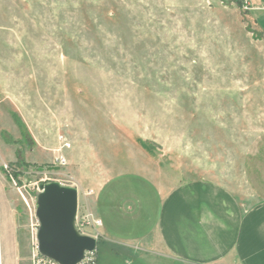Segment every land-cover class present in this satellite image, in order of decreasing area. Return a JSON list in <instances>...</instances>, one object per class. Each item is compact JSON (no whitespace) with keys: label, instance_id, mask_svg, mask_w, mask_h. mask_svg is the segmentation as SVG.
Returning <instances> with one entry per match:
<instances>
[{"label":"rangeland","instance_id":"374dc122","mask_svg":"<svg viewBox=\"0 0 264 264\" xmlns=\"http://www.w3.org/2000/svg\"><path fill=\"white\" fill-rule=\"evenodd\" d=\"M190 181L264 199V36L245 0H0V264H56L38 253L42 183L78 207L98 189L94 255L126 264L157 192Z\"/></svg>","mask_w":264,"mask_h":264},{"label":"crops","instance_id":"0c3cea01","mask_svg":"<svg viewBox=\"0 0 264 264\" xmlns=\"http://www.w3.org/2000/svg\"><path fill=\"white\" fill-rule=\"evenodd\" d=\"M245 1L247 16L264 36V0ZM96 191L81 197L78 215L100 221L101 240ZM156 196L159 206L148 217L152 226L126 264H264V199L249 203L208 181L181 183Z\"/></svg>","mask_w":264,"mask_h":264},{"label":"water","instance_id":"95a60500","mask_svg":"<svg viewBox=\"0 0 264 264\" xmlns=\"http://www.w3.org/2000/svg\"><path fill=\"white\" fill-rule=\"evenodd\" d=\"M38 221V253L56 264H79L85 252L96 249L95 238L81 234L75 227L78 191L57 182L39 185L35 194Z\"/></svg>","mask_w":264,"mask_h":264},{"label":"built area","instance_id":"2783aa9c","mask_svg":"<svg viewBox=\"0 0 264 264\" xmlns=\"http://www.w3.org/2000/svg\"><path fill=\"white\" fill-rule=\"evenodd\" d=\"M60 165H64L65 161L62 158H58L56 160ZM80 220L79 226L81 228H91L92 231H94V234H89V236L93 238L99 237V233L97 232L98 227L100 226V221L93 218L90 214L82 215L81 217L78 215L77 211V217L75 221V227L80 232V228H78V221ZM83 234L82 232H80ZM86 235V234H84ZM79 264H97V259L93 252H85L83 260Z\"/></svg>","mask_w":264,"mask_h":264}]
</instances>
